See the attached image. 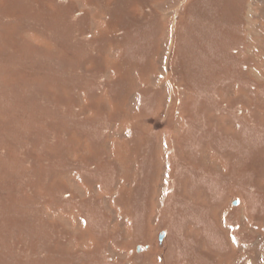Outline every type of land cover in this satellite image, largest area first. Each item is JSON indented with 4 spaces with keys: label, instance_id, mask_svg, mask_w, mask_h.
Masks as SVG:
<instances>
[{
    "label": "rangeland",
    "instance_id": "rangeland-1",
    "mask_svg": "<svg viewBox=\"0 0 264 264\" xmlns=\"http://www.w3.org/2000/svg\"><path fill=\"white\" fill-rule=\"evenodd\" d=\"M0 264H264V0H0Z\"/></svg>",
    "mask_w": 264,
    "mask_h": 264
},
{
    "label": "water",
    "instance_id": "water-1",
    "mask_svg": "<svg viewBox=\"0 0 264 264\" xmlns=\"http://www.w3.org/2000/svg\"><path fill=\"white\" fill-rule=\"evenodd\" d=\"M236 205V202L233 203V206ZM165 236V233L162 231L159 233L158 235V243H161L163 238ZM136 251L139 252L140 251V247H136Z\"/></svg>",
    "mask_w": 264,
    "mask_h": 264
},
{
    "label": "trees",
    "instance_id": "trees-1",
    "mask_svg": "<svg viewBox=\"0 0 264 264\" xmlns=\"http://www.w3.org/2000/svg\"><path fill=\"white\" fill-rule=\"evenodd\" d=\"M214 149V148H213ZM217 159V158H216Z\"/></svg>",
    "mask_w": 264,
    "mask_h": 264
}]
</instances>
